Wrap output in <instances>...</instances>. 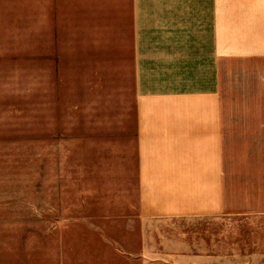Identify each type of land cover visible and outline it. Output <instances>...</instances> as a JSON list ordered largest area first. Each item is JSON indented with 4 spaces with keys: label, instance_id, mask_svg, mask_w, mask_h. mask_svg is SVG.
<instances>
[{
    "label": "rangeland",
    "instance_id": "374dc122",
    "mask_svg": "<svg viewBox=\"0 0 264 264\" xmlns=\"http://www.w3.org/2000/svg\"><path fill=\"white\" fill-rule=\"evenodd\" d=\"M221 12L228 119L250 127L230 130L231 148L239 157L245 146L248 192L258 199L264 0H221ZM105 17L84 19L56 58H26L23 72L0 74V264H137L127 258L135 246L130 34ZM245 206L220 222L221 264H264V202Z\"/></svg>",
    "mask_w": 264,
    "mask_h": 264
},
{
    "label": "crops",
    "instance_id": "0c3cea01",
    "mask_svg": "<svg viewBox=\"0 0 264 264\" xmlns=\"http://www.w3.org/2000/svg\"><path fill=\"white\" fill-rule=\"evenodd\" d=\"M106 12L130 34L135 246L127 258L221 264L220 222L264 202V162L255 166L259 198H250L245 146L239 157L231 148L230 130L250 127L228 119L221 0H0V74L23 72L26 58H56L59 43L68 51L77 26L104 23Z\"/></svg>",
    "mask_w": 264,
    "mask_h": 264
}]
</instances>
